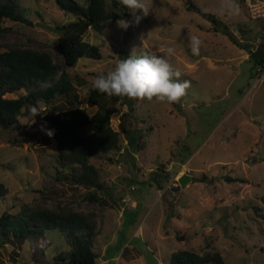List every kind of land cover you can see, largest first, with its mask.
<instances>
[{
    "label": "rangeland",
    "instance_id": "rangeland-1",
    "mask_svg": "<svg viewBox=\"0 0 264 264\" xmlns=\"http://www.w3.org/2000/svg\"><path fill=\"white\" fill-rule=\"evenodd\" d=\"M190 2L198 12L188 11L186 0H141L148 12L135 10L138 24L124 30L113 21L104 30L88 29L83 39L98 46L102 58L82 59L71 72L81 103L73 96L40 101L19 131L0 128V182L7 189L0 216L37 205L93 213L97 264H170L178 250L219 252L224 264H264V65L252 61L264 53V19L250 20L242 0L238 15L222 13L221 0ZM106 3L109 8L111 0ZM16 6L27 22L5 24L10 30L0 35V52L11 44L47 51L64 71L53 48L54 28L77 15L61 11L55 0H17ZM127 14L126 20L134 18L133 10ZM191 36L202 41L199 56L191 53ZM167 47L175 49L169 59L180 79L190 81L185 96L173 103L110 97L120 150L91 159L100 190L73 184L70 169L58 162L54 137L39 130L50 127L45 113L78 105L92 115L96 108L88 106L87 93L95 76L131 54L163 55ZM25 94L21 89L4 97ZM122 115L141 149L121 132ZM154 174L170 179L162 178L159 188ZM183 175L198 180L182 188ZM90 193L100 201L87 200ZM68 249L59 230H47L22 245L0 244V264H64L56 257Z\"/></svg>",
    "mask_w": 264,
    "mask_h": 264
},
{
    "label": "trees",
    "instance_id": "trees-1",
    "mask_svg": "<svg viewBox=\"0 0 264 264\" xmlns=\"http://www.w3.org/2000/svg\"><path fill=\"white\" fill-rule=\"evenodd\" d=\"M190 1L186 0L189 2L187 10L198 12ZM16 2L7 0L0 3V35L10 30L5 25L8 21L27 22L21 16ZM55 2L61 11L78 17L54 28L58 34L54 52L64 60L65 69L60 73L50 52L35 51L16 44L5 45V50L0 52V128L3 130L19 131L23 128L21 119L30 118L32 108L40 101L49 103L59 96H73L78 104L81 103L74 94L71 72L82 59L102 58L99 47L85 41L83 36L90 28L104 30L111 22L121 21L128 16L127 8L117 0H111L109 8L107 0H89L86 6L75 0ZM260 46L264 48V44ZM252 61L255 65L263 66L264 53L254 56ZM90 85L87 104L96 108L92 115L87 108L77 105L73 109L45 113L44 120L55 129L57 159L61 166L70 169L73 184L100 190L102 186L97 183L98 170L90 161L96 154L106 155L114 150L119 151L120 134L111 127L114 111L109 107L110 97L91 90ZM21 89L26 91L25 95L16 99L4 97L6 93ZM123 116L119 124L121 132L128 137L131 147L141 149L143 144L136 143L131 137ZM85 128H92L93 132L82 134ZM162 178L169 181L170 176L153 175L159 188H162ZM227 180L235 181L232 178ZM6 193V187L0 182V198ZM86 198L93 203L100 201L95 193H90ZM95 218L93 213L83 214L68 207L49 209L40 205L25 206L18 212H4L0 216V244L22 245L33 238H42L47 230H59L69 249L60 253L56 260L64 264H97ZM203 263L224 264V259L219 252L199 254L190 250L175 251L170 257V264Z\"/></svg>",
    "mask_w": 264,
    "mask_h": 264
},
{
    "label": "clouds",
    "instance_id": "clouds-1",
    "mask_svg": "<svg viewBox=\"0 0 264 264\" xmlns=\"http://www.w3.org/2000/svg\"><path fill=\"white\" fill-rule=\"evenodd\" d=\"M125 8L133 10L132 20L118 21L120 28L127 30L134 24H138L142 17L135 15L136 9H142L146 15L148 8L141 0H122ZM240 6L238 0H221V12L227 15H238ZM202 41L198 36L190 37L191 53L200 55ZM173 47H167L165 54L156 51H144L131 54L127 58L120 59L111 71L95 76L90 85L91 90L104 93L109 97L120 96L134 99H153L173 103L185 96L190 87L189 80H181L182 73L175 69L170 62L174 54ZM33 107L32 112L37 113ZM35 120V117H34ZM39 130L47 137L55 136V129L41 124Z\"/></svg>",
    "mask_w": 264,
    "mask_h": 264
},
{
    "label": "built area",
    "instance_id": "built-area-1",
    "mask_svg": "<svg viewBox=\"0 0 264 264\" xmlns=\"http://www.w3.org/2000/svg\"><path fill=\"white\" fill-rule=\"evenodd\" d=\"M250 20L264 19V0H242Z\"/></svg>",
    "mask_w": 264,
    "mask_h": 264
},
{
    "label": "water",
    "instance_id": "water-1",
    "mask_svg": "<svg viewBox=\"0 0 264 264\" xmlns=\"http://www.w3.org/2000/svg\"><path fill=\"white\" fill-rule=\"evenodd\" d=\"M190 180H198V179H196V178H190V177H188V176H186V175H183V176H181L179 179H178V183H179V185L182 187V188H184L185 187V185H186V183H188Z\"/></svg>",
    "mask_w": 264,
    "mask_h": 264
}]
</instances>
